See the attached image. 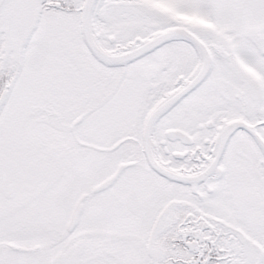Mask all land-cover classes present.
I'll return each mask as SVG.
<instances>
[{"label": "flooded vegetation", "instance_id": "obj_1", "mask_svg": "<svg viewBox=\"0 0 264 264\" xmlns=\"http://www.w3.org/2000/svg\"><path fill=\"white\" fill-rule=\"evenodd\" d=\"M80 1L0 35V264H264V0Z\"/></svg>", "mask_w": 264, "mask_h": 264}, {"label": "water", "instance_id": "obj_2", "mask_svg": "<svg viewBox=\"0 0 264 264\" xmlns=\"http://www.w3.org/2000/svg\"><path fill=\"white\" fill-rule=\"evenodd\" d=\"M41 2L42 0H0V34L14 33L22 37L30 32L36 23L41 9ZM94 3L95 0H81L79 6V32L86 47L87 45L90 46V43L93 41L91 34V12ZM168 31L167 28L162 29L154 32L150 37L138 39L137 44H132L130 49L117 54L108 55L96 51L93 53L103 62L124 65L136 56L156 46L161 40H164L167 37ZM173 98L175 97H171V95L168 94L160 99L157 104L149 110L147 116H155L163 112L174 100ZM233 126L237 127L239 123L236 121ZM243 126L249 130L247 124ZM249 132L253 135L260 148L264 150V142L262 139L252 131L249 130ZM74 217L76 218V213L73 215V212H71L67 226L75 221Z\"/></svg>", "mask_w": 264, "mask_h": 264}, {"label": "rangeland", "instance_id": "obj_3", "mask_svg": "<svg viewBox=\"0 0 264 264\" xmlns=\"http://www.w3.org/2000/svg\"><path fill=\"white\" fill-rule=\"evenodd\" d=\"M206 0H165V2L173 7H177L181 10H196L200 11L201 10V5L205 2ZM142 15L145 17H149V13H145L142 11ZM19 97V96H18ZM18 99V98H17ZM102 164V162L105 161V158H93L92 159V164L95 165V162ZM79 163V158H76V165ZM83 168V166L81 167Z\"/></svg>", "mask_w": 264, "mask_h": 264}]
</instances>
